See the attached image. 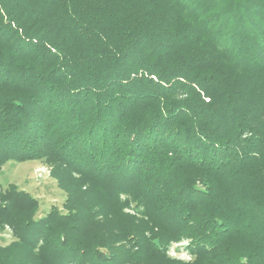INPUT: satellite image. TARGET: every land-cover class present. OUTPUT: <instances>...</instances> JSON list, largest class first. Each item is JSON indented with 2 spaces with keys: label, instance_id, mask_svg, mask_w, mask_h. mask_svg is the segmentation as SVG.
I'll return each mask as SVG.
<instances>
[{
  "label": "trees",
  "instance_id": "obj_1",
  "mask_svg": "<svg viewBox=\"0 0 264 264\" xmlns=\"http://www.w3.org/2000/svg\"><path fill=\"white\" fill-rule=\"evenodd\" d=\"M10 162L0 264H264V0H0Z\"/></svg>",
  "mask_w": 264,
  "mask_h": 264
},
{
  "label": "rangeland",
  "instance_id": "obj_2",
  "mask_svg": "<svg viewBox=\"0 0 264 264\" xmlns=\"http://www.w3.org/2000/svg\"><path fill=\"white\" fill-rule=\"evenodd\" d=\"M0 184L7 188L14 184L39 200L40 209L38 216H44L52 207L62 208L65 202V193L59 188L58 183L51 176V169L41 162L8 163L0 174ZM14 240V234L9 226L0 232V245H8ZM170 256L189 260L185 244L174 245Z\"/></svg>",
  "mask_w": 264,
  "mask_h": 264
}]
</instances>
